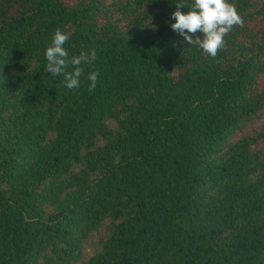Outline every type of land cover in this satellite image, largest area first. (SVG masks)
Instances as JSON below:
<instances>
[{
    "label": "trees",
    "instance_id": "trees-1",
    "mask_svg": "<svg viewBox=\"0 0 264 264\" xmlns=\"http://www.w3.org/2000/svg\"><path fill=\"white\" fill-rule=\"evenodd\" d=\"M178 2L0 0V264H264V0L216 58ZM57 28L97 53L75 90Z\"/></svg>",
    "mask_w": 264,
    "mask_h": 264
},
{
    "label": "clouds",
    "instance_id": "clouds-1",
    "mask_svg": "<svg viewBox=\"0 0 264 264\" xmlns=\"http://www.w3.org/2000/svg\"><path fill=\"white\" fill-rule=\"evenodd\" d=\"M176 11L171 19L175 20L171 28L184 37L191 46H199L204 53L212 58L227 47L226 37L235 27H244L245 21L237 8L229 0H193L189 10L185 13L181 9L188 7L184 0L176 5ZM198 33L203 35V38ZM195 36V39L193 37ZM71 38V33L57 28L52 37L51 45L46 49V67L44 71L53 77L63 76L65 86L75 90L81 85L84 75L83 65L92 64L97 58L95 49L91 52H81L79 56L69 57L64 47ZM72 67L70 71L69 68ZM100 79L98 71L90 72L88 91L93 92Z\"/></svg>",
    "mask_w": 264,
    "mask_h": 264
},
{
    "label": "rangeland",
    "instance_id": "rangeland-1",
    "mask_svg": "<svg viewBox=\"0 0 264 264\" xmlns=\"http://www.w3.org/2000/svg\"><path fill=\"white\" fill-rule=\"evenodd\" d=\"M103 233H100L98 235H95L93 237V239L89 242V244L86 246L85 258H84L85 260H88L91 257V255L93 254V252L95 250L94 249V245L99 240V238L101 237V235H103Z\"/></svg>",
    "mask_w": 264,
    "mask_h": 264
}]
</instances>
